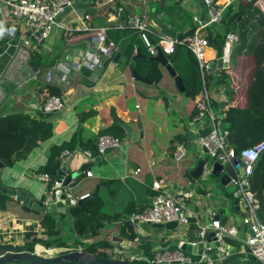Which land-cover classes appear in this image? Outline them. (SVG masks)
Segmentation results:
<instances>
[{
  "label": "crops",
  "instance_id": "obj_1",
  "mask_svg": "<svg viewBox=\"0 0 264 264\" xmlns=\"http://www.w3.org/2000/svg\"><path fill=\"white\" fill-rule=\"evenodd\" d=\"M117 1L123 7L121 18L138 13L145 18L148 26L155 32H164L155 19L173 29L172 20L169 17L164 18L165 14L160 9V7L169 5H175L176 9L179 5L189 12L193 22L198 20V31L204 36H206L205 28L208 31H220L224 28L222 20L216 24L207 23L206 8L202 0ZM217 1L222 2L223 0ZM247 1L249 0H231L230 6H227L225 10L227 13L235 12L241 9ZM256 4L264 13V0H256ZM72 5L81 14H88L86 20L73 18V24L101 26L116 21L108 0H72ZM61 16L70 17V9L65 8ZM240 17L241 15H238L236 19ZM0 23L4 28L10 24L12 29L18 30L17 35L11 36L0 44V117L13 112H26L30 116L41 115L51 124L50 134L46 138L38 140L30 147L28 143L19 146L23 155L6 164L2 163L0 183L4 186L22 188L34 200L41 201V207L44 209H31L22 203L21 198L8 194L9 197L0 207L2 218L0 244L21 246L26 243L25 235L30 230H33L37 236L46 237V229L40 219L44 211H50L42 203L47 191V179H39L35 174L42 173L38 168L46 162L50 146L68 141L74 134L83 138H97L98 134L116 136L118 134L121 137L118 147H112L101 153L97 150L92 153L89 148H81L78 138L74 136L73 147L63 148L58 153L59 167L63 165L68 169L64 177L85 164L84 170L67 183L71 193L75 196L87 193L86 196H88L98 185L95 194L101 200L100 210L106 214H115L111 220L103 223L101 234L90 240H96L107 234L112 248L123 244L142 252V256H148L154 249L166 247L178 238L169 228H158L145 221L131 222L128 219L131 213L144 212L150 206L153 196L157 193L152 188L151 182L159 180L161 184L159 191L161 192L175 193L186 190L192 194L188 198V203L193 213L189 228L181 231L183 236H190L191 229L198 224L209 222L211 212H215L225 225L235 228V236L242 242L248 229L242 222L243 211L240 204L237 203L235 208L233 203L234 197L239 199L233 194L237 188L236 179L229 178L226 182L219 181L218 176L210 173L214 161L209 159L198 178L191 179L188 173L193 154L198 150L196 147L194 150L188 146L197 134L204 133L209 127L206 118L199 121L191 120L192 115L197 111L195 102L202 83L193 97L184 92L185 87L183 91H178L173 79L158 62L156 67L160 72V77L154 81L147 74L149 72L148 61L152 60L143 56L151 55L146 52L141 41L137 40L140 47L133 44L137 52L134 55L130 52V56H133L132 61L125 57L123 52L114 61L112 59L114 50L111 56L103 61L95 79H87L82 71L84 74L66 87L57 86L54 80L52 85L60 89V94L64 96L65 101L60 109L43 112L40 109L37 94V81L45 83L43 74L47 67L55 61L49 65H40L37 79L25 81V77L34 68L29 63L31 51L17 54L16 47L21 44L20 37L23 33L22 24L10 8L2 3H0ZM189 27L187 26V29ZM208 41H210L209 37ZM62 49L63 42L58 32L54 31L42 41L37 52L44 54L48 60L52 54ZM176 50L178 52V48ZM204 53L211 66V69L204 74V84L210 94L214 112L221 119L228 106L247 105L246 88L252 81L254 59L251 54H238L233 59L230 74L225 73L222 68L217 75L215 68L218 57L216 49L210 42L205 46ZM133 71L146 76L147 80L136 78ZM153 85L157 86L154 88ZM114 119H116L115 123L118 128L109 129ZM13 125L11 119H5L0 124V150L8 154L16 151L15 148L9 146L10 137L13 134H21V131L13 133ZM178 144L184 145L185 152L178 161H175L172 158V152ZM64 149H88L91 157L85 158L81 153L76 152L64 163L59 157ZM87 169L90 170V175L85 174ZM127 206L130 207V211L123 214ZM67 207L63 212L51 211H53L55 226L61 237L69 235V239H72L75 236L70 231L72 218L66 211ZM122 221H124L123 226ZM123 230L127 235L123 234ZM87 240L83 239L84 242ZM170 246L175 245L170 244L168 247ZM220 247L223 249L221 259L218 261L221 264H258L243 243H241L240 250L222 242H220ZM59 249L68 250L69 247H44L40 243H34L30 251L50 255L58 253ZM217 252L219 250L214 248L207 255L214 256ZM194 256L197 258L199 255ZM139 261H143V258Z\"/></svg>",
  "mask_w": 264,
  "mask_h": 264
},
{
  "label": "built area",
  "instance_id": "obj_2",
  "mask_svg": "<svg viewBox=\"0 0 264 264\" xmlns=\"http://www.w3.org/2000/svg\"><path fill=\"white\" fill-rule=\"evenodd\" d=\"M113 17L116 21L112 26L121 29H133L137 32L139 40L149 55H154L159 48L166 56L171 55L178 45L188 48L194 55L201 78L202 88L197 95L196 107L197 111L192 115V121H199L206 118L208 121V129L204 133L197 134L194 141L198 150L205 148V156L207 159L218 162H231L233 157H238L243 166V175H237V188L233 194L238 196V204L243 211L242 222L247 227V233L242 239V243L247 247L251 256L257 261L264 263V223L261 222L256 214L258 208V199L252 191L247 189L246 175L251 173L254 160L264 150V136L255 140L250 145L240 148L235 153L231 144L228 142L229 131L224 127L221 119L214 112L210 94L204 84V74L211 66L205 58L204 48L208 44V38L198 31L195 26L191 33L181 38L170 36L165 32H155L149 26L145 18L133 13L122 17L123 7L116 0H108ZM207 13V23L218 21L222 12L230 6L231 0H202ZM0 3L8 6L11 12L17 17L22 24L23 33L20 37L21 44L16 47L17 54L22 52L37 51L53 29H56L61 35L65 47L49 65L43 74V81L48 84H55L60 87L69 86V84L83 75L82 68L88 69L87 79H95L102 63L109 58L116 49L117 44L107 39L105 30L108 25L89 26L73 24V18L78 17L82 20L88 18V14L78 12L72 5V0H0ZM70 9V17H60L65 8ZM198 21V20H197ZM237 40L235 32H226L223 38L220 58V65L215 68L216 74L222 68L227 70L231 67L230 52L233 42ZM85 41L83 47H72L70 45ZM91 47V49L89 48ZM137 52L136 46L132 47L131 54ZM40 73V67H34L27 80H35ZM229 73V72H228ZM223 89V87H222ZM65 101L62 94H51L43 102L40 103V109L43 112H51L62 107ZM120 139L109 134H98L96 138V150L98 153L103 152L106 147H118ZM76 152L81 153L85 158L91 157L88 149L83 150H67L64 149L59 157L65 163L67 158ZM185 147L183 144L175 146L172 152V158L178 161L184 154ZM205 168V163L203 164ZM86 175H90V170H85ZM39 179L46 180L45 172L35 174ZM151 186L156 190V194L151 200L150 206L141 213H131L128 219L131 222L136 220L149 222H166L174 220L176 225H183L185 230L189 228L191 212L189 208L188 198L192 195L190 191H178L175 193H165L159 191L161 184L159 180H153ZM63 192L67 198L66 206L74 204L78 199L83 198L87 193L75 196L71 193L68 185L62 184L61 180L54 179L50 188L46 191L42 203L47 206L51 201L59 200V193ZM215 212H211L209 222L198 224L191 229L190 236H178V243L173 247H160L154 249L150 255L142 256V252L129 248L126 245H118L112 248L111 255L113 257L122 258L130 261H139L143 258V263L147 264H216L222 255L223 249L219 246V252L214 256L200 254L197 258H192L191 254L184 252L179 248V244L183 241L189 244L197 242H205L206 235L213 230L214 234L219 237L222 234L236 237V230L233 226H227L220 223L219 217ZM2 226V218L0 214V227ZM88 239V240H87ZM91 238L84 239L90 242Z\"/></svg>",
  "mask_w": 264,
  "mask_h": 264
},
{
  "label": "trees",
  "instance_id": "obj_3",
  "mask_svg": "<svg viewBox=\"0 0 264 264\" xmlns=\"http://www.w3.org/2000/svg\"><path fill=\"white\" fill-rule=\"evenodd\" d=\"M160 9L165 14L164 18L169 17L170 20H172L173 29L178 33L184 32L187 30V26L189 27L193 25L191 14L179 5H177V9L175 8V5L163 6L160 7ZM238 15H241V17L236 19ZM175 19L177 20L176 23ZM111 23L105 30L106 38L112 40L115 44H119L123 40H128L123 54L131 60L133 56H130V52L133 44L140 47L137 41L139 40L137 32L133 29L116 28L112 26ZM222 23L224 28L220 31H208L207 28H205L206 37H209L210 44L216 49L217 57L221 53L225 33L231 31L235 32L238 37L230 52L231 66L234 57L241 53L251 54L254 59L252 81L246 88L247 105L243 107L230 105L226 108L224 115L221 118L224 123V127L228 129L229 134L232 136L233 141L231 146L234 152L238 153L240 148L250 145L255 140L264 136V13L256 4V0H249L245 5H242L241 9L232 13H227L222 20ZM5 29L6 31L4 32V35L0 38V44L5 42L11 36L17 35L18 32L16 29L14 31H7L12 29L10 24H7ZM59 36L61 38V35ZM64 46L63 42V48ZM177 48L178 52L172 62V66L180 75L184 83V92L193 97L199 91L201 86L197 61L193 53L185 46L178 45ZM61 51L52 54L47 60L44 57V54H40L37 51L32 50L30 53L31 58L29 63H31L32 67L49 65L56 59ZM148 64V76H150V78L154 81L158 80L160 72L156 67L157 62L148 61ZM82 71L86 75L88 74V69L85 67L82 68ZM224 72L230 74L231 67L224 70ZM37 87V94L40 103L51 94H60V89L52 84L37 81ZM5 119H11L13 121V133L21 131L20 135L13 134L12 137H10L11 140H9V146L16 149L13 154H8L0 150V161L5 164L23 155L19 146L25 143H28L29 147L31 145H35L38 140L46 138L51 131L50 122L44 119L41 115L30 116L26 112H13L1 116L0 124H2ZM115 122L116 119L112 121L109 129L115 130L114 128H118ZM74 136L76 135L74 134ZM74 136H72L68 141H62L57 145H51L46 162L39 166L38 170L40 172H45L48 176L46 181L47 190L50 188L53 180L55 179L56 171L60 165L58 153L63 148L73 147L75 141ZM112 136L121 138L118 134L117 136ZM76 137L78 138V144L81 148H89L92 153L96 151V137ZM246 180L247 189L252 191L259 201L256 213L259 220L264 223V150L254 160L251 173L246 175ZM7 197H9L8 194L0 191V207ZM100 204L101 200L98 195L95 194L82 198L80 202L77 200L74 204L67 207L66 211L72 218L70 231L71 234L75 236L72 239H69V235L62 238L60 232L56 229L54 217L48 213V210L44 211L40 220L41 224H43L46 229V237L35 235L33 230L27 231L25 235L27 237V241L21 246L28 250H32L34 243H40L44 247L64 246L69 247V249H76L80 247L81 249L98 256L109 255L112 247L107 234L90 242L83 241V239L93 238L101 234L103 223L111 220L115 216V214H106L105 212H102L100 210ZM23 206L27 208L25 205ZM129 211L130 207L127 206L123 214ZM123 222L124 221H122V226L124 224ZM123 234L127 235L124 230ZM65 250L59 249L58 251L61 252ZM191 257L195 258L194 255H191ZM64 264L92 263L66 262ZM200 264L205 263L201 262Z\"/></svg>",
  "mask_w": 264,
  "mask_h": 264
},
{
  "label": "water",
  "instance_id": "obj_4",
  "mask_svg": "<svg viewBox=\"0 0 264 264\" xmlns=\"http://www.w3.org/2000/svg\"><path fill=\"white\" fill-rule=\"evenodd\" d=\"M227 14V10H224L219 18L218 21H213L212 24H216L224 19ZM156 23L159 24L160 28L170 36H175L177 38H181L182 36L191 33L195 26H198V21L194 20L193 26L189 27L186 31L182 33L175 32L171 28H169L166 24L162 23L160 20L155 19ZM127 44V40L121 41L115 49V53L112 57L114 61L117 60L119 55L124 51L125 45ZM85 45V41L78 42L76 44L70 45L72 47H83ZM91 49V47H89ZM177 50L173 52V54L167 57L163 52L157 48V51L154 55L146 56L149 60L158 62L162 68L169 74V76L173 79V83L175 88L178 91H183L184 85L182 82L181 77L176 73L172 66V62L176 57ZM138 55V54H136ZM220 65V58L216 60V66ZM134 73V71H133ZM136 78L147 80V77L144 75H139L134 73ZM228 142H232L231 136H228ZM112 147H106L103 151L110 150ZM205 148L201 147L200 151L197 150L193 154V161L189 166V176L191 179L198 178L203 170V164L207 163V157L205 156ZM2 166V162L0 161V168ZM85 164L81 165L79 169L74 170L67 174L65 177L64 175L68 172V169L65 166H60L57 169L56 180L62 179V184L66 185L72 177L79 174L81 171L84 170ZM210 173L212 175L218 176L219 181L226 182L229 178L234 179L235 176L243 175V166L241 161L238 157H233L231 162H218L214 161L211 165ZM64 177V178H63ZM98 185L95 186L94 191L91 195L95 194L97 191ZM0 191L6 194L14 195L15 197H19L22 200V203L26 206L30 207L31 209L35 210H43L44 208L41 207V201L34 200L29 194L25 192L22 188L16 187H9L4 186L0 183ZM82 198L78 199V202L81 201ZM68 203L67 198L64 196L63 192L59 193V200L58 201H51L46 206L47 209L56 210L63 212L66 208ZM233 203L235 204V208L237 207L238 198H233ZM215 217H218L215 215ZM151 226L155 227H162V228H174L176 222L174 220L166 221V222H149ZM220 223L223 224V220L220 219ZM220 242L225 243L229 246L235 247L240 250L241 247V240L237 237L228 236L226 234H222L217 237L214 234V231L211 230L207 233L205 242H197L195 244H189L188 242L183 241L178 246L181 250L186 253L192 255H200V254H210L212 249H218L220 246ZM178 243L177 238L170 242L166 247L171 245H176ZM66 262H82V263H92V264H147L140 261H130L125 260L122 258L113 257L111 254L106 256H98L91 252H88L83 249H68L65 251L58 252L56 254L50 255H41L35 252H31L28 249L23 248L17 244H0V264L8 263V264H64ZM256 262L258 264H264L260 261ZM221 264V263H216Z\"/></svg>",
  "mask_w": 264,
  "mask_h": 264
},
{
  "label": "rangeland",
  "instance_id": "obj_5",
  "mask_svg": "<svg viewBox=\"0 0 264 264\" xmlns=\"http://www.w3.org/2000/svg\"><path fill=\"white\" fill-rule=\"evenodd\" d=\"M54 31H56L57 32V30L56 29H53L52 30V32H54ZM61 39H62V37H61ZM63 40V39H62ZM61 47H62V44H61ZM125 56V55H124ZM157 85H153V87L155 88ZM190 149H192V148H194V150H196V148L198 147L197 146V144H196V142L195 141H193L192 140V142H191V144H189V146H188ZM196 147V148H195ZM44 206V205H43ZM47 209V208H46ZM48 213L50 214V215H54L53 214V211H49L48 210ZM42 217V216H41ZM183 229H185L184 228V226L183 225H181V224H179V225H177V226H175L174 228H171L170 230H171V232H173V234H175L176 236H180V235H182L181 234V231H183ZM66 236V235H65ZM52 252V251H51ZM4 264H8V263H4Z\"/></svg>",
  "mask_w": 264,
  "mask_h": 264
},
{
  "label": "clouds",
  "instance_id": "obj_6",
  "mask_svg": "<svg viewBox=\"0 0 264 264\" xmlns=\"http://www.w3.org/2000/svg\"><path fill=\"white\" fill-rule=\"evenodd\" d=\"M5 31H6V29L3 27V24L0 23V36H3ZM7 31H14V29L7 30Z\"/></svg>",
  "mask_w": 264,
  "mask_h": 264
},
{
  "label": "bare ground",
  "instance_id": "obj_7",
  "mask_svg": "<svg viewBox=\"0 0 264 264\" xmlns=\"http://www.w3.org/2000/svg\"><path fill=\"white\" fill-rule=\"evenodd\" d=\"M53 249V248H52ZM44 251V250H43ZM51 251V250H50Z\"/></svg>",
  "mask_w": 264,
  "mask_h": 264
}]
</instances>
